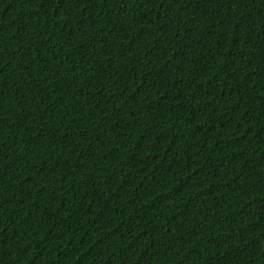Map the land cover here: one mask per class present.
<instances>
[{
	"label": "trees",
	"instance_id": "1",
	"mask_svg": "<svg viewBox=\"0 0 264 264\" xmlns=\"http://www.w3.org/2000/svg\"><path fill=\"white\" fill-rule=\"evenodd\" d=\"M0 264H264V0H0Z\"/></svg>",
	"mask_w": 264,
	"mask_h": 264
}]
</instances>
